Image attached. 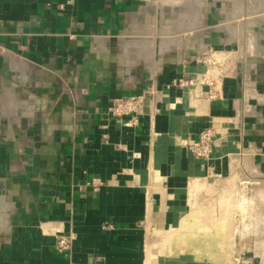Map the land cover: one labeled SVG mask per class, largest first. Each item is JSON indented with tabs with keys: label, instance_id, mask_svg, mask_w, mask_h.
I'll return each instance as SVG.
<instances>
[{
	"label": "crops",
	"instance_id": "crops-1",
	"mask_svg": "<svg viewBox=\"0 0 264 264\" xmlns=\"http://www.w3.org/2000/svg\"><path fill=\"white\" fill-rule=\"evenodd\" d=\"M163 7L0 0V264H168L159 236L186 216L191 182L231 174L247 153L264 173V26L233 71L202 80L215 41L164 48L150 31L173 24ZM130 97L142 101L132 125L109 112ZM204 128L209 161L183 143ZM63 236L71 248L58 252Z\"/></svg>",
	"mask_w": 264,
	"mask_h": 264
},
{
	"label": "rangeland",
	"instance_id": "rangeland-1",
	"mask_svg": "<svg viewBox=\"0 0 264 264\" xmlns=\"http://www.w3.org/2000/svg\"><path fill=\"white\" fill-rule=\"evenodd\" d=\"M205 3V29L201 37L205 34L215 42L209 43L197 66L201 68L202 80H212L229 73L232 64L231 60L219 62L217 54L224 51L236 53L239 47L224 41L226 33L221 23L225 19L223 9H232V2L205 0ZM175 8V5H164L162 9L168 24L172 16L175 19V14L172 15ZM147 10L152 17L159 11L155 5H149ZM261 26L263 24L252 28V32ZM155 27L151 26L150 31L155 32ZM221 39L224 44L219 43ZM247 154L232 156L231 174L190 183L186 216L178 227L159 236L162 258L168 264H264V254H261L264 253L263 229L262 235H256L257 228L264 227L260 225L264 217V173L254 161L249 163L253 155Z\"/></svg>",
	"mask_w": 264,
	"mask_h": 264
},
{
	"label": "bare ground",
	"instance_id": "bare-ground-1",
	"mask_svg": "<svg viewBox=\"0 0 264 264\" xmlns=\"http://www.w3.org/2000/svg\"><path fill=\"white\" fill-rule=\"evenodd\" d=\"M215 1L225 3L227 0H215ZM228 1L232 2L231 3L232 9H230L229 11L226 8L223 9V13L225 14V19L221 22L222 27L226 33L225 42L228 44L237 45L239 47L238 48L239 51L236 53H233L231 51H224L222 53L220 52L219 55L217 54V58L219 62H225L231 60L232 61L231 70L233 71L235 69L236 63L239 62L240 59H242L241 53L242 50L245 49L244 48L245 43H247L248 45L247 47H249L248 48L249 50L250 48L253 47V43L255 42L254 41L255 32H252L251 29L260 27L261 24H263L264 26V0H228ZM154 3L158 6L175 5L177 8H179V11L175 13L174 16L175 19L173 18L174 24L164 25L161 28L155 27L154 33H152L153 31H151L152 34H156L158 38L162 40V42L164 43L162 44L164 45L163 46L164 48L168 49L173 44L176 43L180 44L181 42H183L184 47L187 46L188 48H191L194 44H196L200 51H202L205 48V44L202 42L201 39L202 38L201 36L203 35L202 34L203 30L205 29L204 28L205 27L204 12L206 8L205 0H157ZM152 30H154L153 27ZM134 43H136V45L142 46L143 49L146 50L147 53H149L150 55L154 53V51L151 50V47H149L150 45L147 42V40L137 39ZM128 46L129 45L126 44V48ZM147 48H149V50ZM149 54H146V56H149ZM240 62L242 61L240 60ZM247 158H244V160ZM252 161L253 160L249 161V163L251 162L250 164H252ZM258 215L260 217V214ZM260 222L261 223L263 222L262 224L260 223L259 224L264 226V217ZM255 225H258V223ZM262 229L264 231V227L257 228L258 231L256 235L259 234L262 235L261 233Z\"/></svg>",
	"mask_w": 264,
	"mask_h": 264
},
{
	"label": "built area",
	"instance_id": "built-area-1",
	"mask_svg": "<svg viewBox=\"0 0 264 264\" xmlns=\"http://www.w3.org/2000/svg\"><path fill=\"white\" fill-rule=\"evenodd\" d=\"M207 80V79H204ZM182 83L192 84L193 81L189 79H183ZM142 101L139 97H130L126 99L118 100L109 109L112 116L116 118L130 117V124L137 122V116L141 112ZM188 153L195 159L200 161H209L212 158L214 145H215V133L212 128H204L201 130L196 138L183 141ZM86 186L91 190L93 194L98 193L103 182L100 178H92L86 182ZM71 237H60L56 243V250L58 252H65L71 248Z\"/></svg>",
	"mask_w": 264,
	"mask_h": 264
}]
</instances>
